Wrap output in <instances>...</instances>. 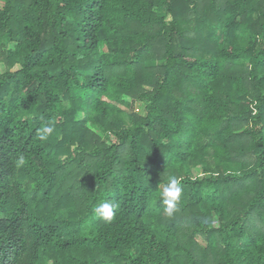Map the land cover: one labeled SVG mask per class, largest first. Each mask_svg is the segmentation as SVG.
<instances>
[{
  "label": "trees",
  "instance_id": "1",
  "mask_svg": "<svg viewBox=\"0 0 264 264\" xmlns=\"http://www.w3.org/2000/svg\"><path fill=\"white\" fill-rule=\"evenodd\" d=\"M0 264H264V0H3Z\"/></svg>",
  "mask_w": 264,
  "mask_h": 264
},
{
  "label": "clouds",
  "instance_id": "2",
  "mask_svg": "<svg viewBox=\"0 0 264 264\" xmlns=\"http://www.w3.org/2000/svg\"><path fill=\"white\" fill-rule=\"evenodd\" d=\"M39 138L41 140L47 139V136L53 132V128L51 126H44L37 130ZM24 163V158L21 157L17 161V165H22ZM182 192V188L180 182L175 177H170L167 184L163 187V191L160 193L162 198V203L166 206L164 211L169 215L172 216L176 209L177 202L180 199ZM95 215L97 217L103 218L105 221L110 222L113 218V209L112 205L105 202L100 204L95 209Z\"/></svg>",
  "mask_w": 264,
  "mask_h": 264
},
{
  "label": "rangeland",
  "instance_id": "3",
  "mask_svg": "<svg viewBox=\"0 0 264 264\" xmlns=\"http://www.w3.org/2000/svg\"><path fill=\"white\" fill-rule=\"evenodd\" d=\"M2 3H3V0H0V7L2 6ZM141 111H142V106H141V104H139L137 106V112L141 113Z\"/></svg>",
  "mask_w": 264,
  "mask_h": 264
}]
</instances>
